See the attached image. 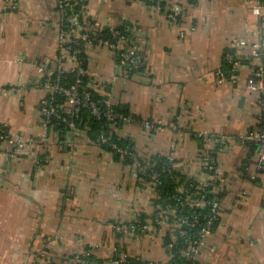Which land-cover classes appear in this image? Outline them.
Here are the masks:
<instances>
[{"label":"crops","instance_id":"1","mask_svg":"<svg viewBox=\"0 0 264 264\" xmlns=\"http://www.w3.org/2000/svg\"><path fill=\"white\" fill-rule=\"evenodd\" d=\"M60 1L19 0L12 9L0 0V126L25 142L18 148L0 141V264H32L42 250L48 257L39 255L41 264H63L89 246L110 264L119 245L165 261L166 227L122 235L114 226L159 209L155 177L99 145L88 129L44 126L43 66L61 53L65 68L77 64L60 49ZM85 2L84 17L126 26L144 55L143 69L130 73L108 46L86 47L92 86L133 118L115 126L116 134L132 139L144 161L170 158L178 171L203 181L209 178L205 150L215 136L231 138L215 151L220 212L197 263L264 264V170L256 146L237 137L260 121V98L248 78L264 15L254 14L248 0H182L177 24L147 0ZM237 45L244 56L239 78H221L226 51Z\"/></svg>","mask_w":264,"mask_h":264},{"label":"built area","instance_id":"2","mask_svg":"<svg viewBox=\"0 0 264 264\" xmlns=\"http://www.w3.org/2000/svg\"><path fill=\"white\" fill-rule=\"evenodd\" d=\"M86 0H61L60 6L62 10V33H61V50L70 53L74 46L86 48L88 44L101 43L114 52L117 59L125 65L130 73L138 71L143 62L144 55L135 48H128L121 55H117L118 49H121L122 42L125 40V34L115 26H110L109 31L112 36L105 32V26L101 24L98 19L93 17L83 16V14L76 9L81 2ZM158 12H164L170 20L179 24V16L183 14L182 0H170V7L167 11L163 10V5L160 0H147ZM252 4V11L256 15H264V0H248ZM12 9H16L19 5V0H9ZM72 23L70 24V20ZM68 27V30H67ZM258 42L254 45L252 56L257 60V65L254 67L253 75L248 78L249 88L256 92L260 98L261 115L264 113V28L263 25L259 27ZM243 42H239L242 44ZM237 45L236 52H226V59L232 63V67L220 70L221 78L229 77L233 81L239 78V68L244 56ZM77 64L73 68H65L63 66L64 54L61 53L54 63H46L43 66L44 79L40 82L41 86L48 89L50 99L45 100L41 108L44 126L49 130L50 123L53 119H59L65 122L71 129H77L74 116L77 115L81 107H88L92 113L97 117H106L109 121L118 119L129 120L133 118L130 115H125L117 110L111 100L106 101V110H102L90 97L88 90H80L79 83L81 75L86 72L82 66L80 57H76ZM66 70H76V79L73 83L66 86L60 82L62 73ZM60 94L67 97V109L61 111L53 102L54 95ZM147 127H151L153 123L147 121ZM239 140L244 143H250L256 146L257 163L258 167L264 170V126L249 129L237 136ZM214 146L205 150L204 154L207 156L208 161L205 164L206 172L209 173V178L206 180H197L196 192L187 193V196L180 200L179 207H173L171 204L167 206H160L150 218H135L132 222H120L114 224L115 229L122 235L127 234H148L164 226L166 227L165 244L168 252V258L165 261L147 260L142 257L132 255L129 250L121 249L119 246L114 248L113 255L110 258V264H166L175 258L174 247L177 240L182 238L187 244L186 247L180 249L181 255L185 260H179L176 264H187V257L195 259L199 253L202 245L204 244L205 237L212 232V225L214 218L218 217L220 212V201L217 194L213 198L209 197L210 193H216L214 186L217 178V164L215 159V151L220 144L227 143L231 138L226 135L215 136ZM8 140L15 142L18 148L24 146L25 142L21 138L14 139L13 136L7 131L4 126H0V141ZM96 142L99 145L107 144L112 150L120 152L122 155H127L135 160L137 164V155L130 149L121 146L111 135L101 134L97 137ZM212 185V190L208 187ZM183 188H179L182 191ZM178 198V197H176ZM205 208L210 206L209 213H204L206 221L202 224L200 221V214L198 212L184 213L185 206ZM202 214V213H201ZM169 236L168 239H166ZM94 254L92 247L84 248L72 254L63 264H84L86 258ZM35 261L32 264H41L38 260L41 256L48 257V251L42 250L35 254ZM40 255V256H39ZM39 256V258H38ZM50 256V253H49ZM136 257V260L134 259ZM102 264H106L103 262ZM193 264V263H190Z\"/></svg>","mask_w":264,"mask_h":264},{"label":"trees","instance_id":"3","mask_svg":"<svg viewBox=\"0 0 264 264\" xmlns=\"http://www.w3.org/2000/svg\"><path fill=\"white\" fill-rule=\"evenodd\" d=\"M189 1H194V0H189ZM85 2V1H84ZM84 2H81L80 5L76 7L78 11L82 13V5ZM161 4L163 5V10L167 11L170 7V0H160ZM86 3V2H85ZM151 4V3H150ZM182 15L179 16V21H181ZM70 24L72 23V19H69ZM105 26V32L109 34L110 36L111 33L109 31L108 25ZM116 28L120 29L126 36L125 40L122 42L121 49H118L117 55H121L123 52H125L128 48H135L130 42H131V32L126 26H116ZM68 30V27H67ZM138 50L137 48H135ZM139 51V50H138ZM226 52H236V48H228ZM70 53L74 54L76 57H80L82 60V66L86 70L84 74L81 75V81L79 83V89L80 90H88L90 92V97L98 103L99 106H101L102 110H106V101L110 100V98L107 95L102 94L98 89L94 88L92 86V77L88 73V58H87V53H86V48L80 47V46H74ZM144 66V62L139 70H142ZM232 67V63L230 61H226L224 69L229 70ZM138 70V71H139ZM76 70H66L62 73V77L60 79V82L66 86L70 85L73 83L76 79ZM45 77H43L44 79ZM50 94L47 95L46 99H50ZM54 104L60 108V110L65 111L68 107L67 105V97L60 95V94H55L54 95ZM113 106L122 112L125 115H128L123 109L120 108V106L112 103ZM43 106V105H42ZM66 112V111H65ZM75 122L77 129H88L92 138L96 141L97 137L101 134H107L111 135L114 140L118 142L121 146H124L131 151H133L138 158L139 164L135 162L134 159L127 155H122L120 152L112 149V151L116 154V156L122 157L129 163H136L140 167H144L141 173H143L145 176H148V178L155 177V180L157 182V187L159 190L160 194V205L165 207L167 204H171L173 207H179L180 205V200L185 198L187 196V193H193L196 192V185L198 181L193 178L187 176V174H183L180 171H178L176 168L173 166V160L167 157L163 156H155L152 158L151 162L150 161H144L142 157H140L137 154V150L135 147V142L130 139V138H122L118 136L115 132V126L121 125L122 121L121 119L115 120V121H109L106 119V117H101L97 118L90 108L88 107H81L77 115L74 116ZM258 126H264V113L263 117L260 118V121L258 123ZM257 126V127H258ZM256 127V128H257ZM57 129V130H71V128L65 123L62 122L59 119H53L52 122L50 123V129ZM103 147L111 150L107 144L102 145ZM218 145L217 147H219ZM183 187L182 191L179 190L180 187ZM208 189L212 190V185L208 187ZM217 193H210L209 197L213 198L214 195ZM178 197V198H176ZM210 211V206H207L205 208H200V207H190L189 205L185 206L183 212L184 213H193V212H198L200 214V221L203 224L206 219L204 218V213H209ZM202 213V214H201ZM143 218V216H141ZM218 218V217H217ZM217 218H214L213 225H212V230L214 229ZM169 236L166 238L168 239ZM187 244L184 242L182 238H179L177 240L176 246L174 247V253H175V258H173L172 261L166 263V264H176L177 261L179 260H185V258L181 255L179 252L180 249L186 247ZM119 248L125 249L122 245H119ZM136 260V257H134ZM103 261L100 259L96 258L95 255L88 256L86 258V261L84 264H102ZM198 264L197 261L194 259H191V257H187V264ZM49 264H56L53 262H50Z\"/></svg>","mask_w":264,"mask_h":264}]
</instances>
